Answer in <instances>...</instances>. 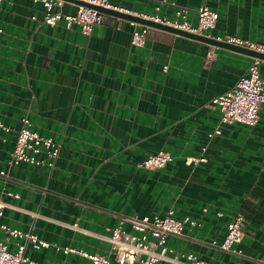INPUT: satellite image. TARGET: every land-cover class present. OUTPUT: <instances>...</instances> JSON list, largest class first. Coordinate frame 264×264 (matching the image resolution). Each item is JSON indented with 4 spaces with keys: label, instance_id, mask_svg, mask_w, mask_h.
I'll return each instance as SVG.
<instances>
[{
    "label": "crops",
    "instance_id": "crops-1",
    "mask_svg": "<svg viewBox=\"0 0 264 264\" xmlns=\"http://www.w3.org/2000/svg\"><path fill=\"white\" fill-rule=\"evenodd\" d=\"M109 1L168 19L185 9L192 26L207 5L219 20L205 35L264 45V0ZM58 10L75 12L76 4ZM44 17L33 0H4L0 10V172L10 177L0 178V198L9 204L1 221L50 244L29 243L22 264H92L66 248L109 255L114 228L124 222L134 233L131 220L169 212L195 222L169 237L175 253L264 264V106L255 126L222 123L211 106L247 73L253 56L152 26L136 46L132 35L143 24L110 14L87 36L78 25L49 26ZM261 72L264 78V64ZM26 117L61 144L52 169L9 165ZM216 128L221 133L210 137ZM159 151L174 160L139 167ZM187 157L206 161L187 164ZM237 212L247 218L239 253L222 252L217 244Z\"/></svg>",
    "mask_w": 264,
    "mask_h": 264
},
{
    "label": "built area",
    "instance_id": "built-area-1",
    "mask_svg": "<svg viewBox=\"0 0 264 264\" xmlns=\"http://www.w3.org/2000/svg\"><path fill=\"white\" fill-rule=\"evenodd\" d=\"M4 0H0V10ZM43 5L45 9L44 21L49 26H56L64 22L67 28L78 25L84 35H90L94 27L103 22L104 13L97 9L76 5L75 12L58 10L62 7L65 0H33ZM96 6L118 10L127 14L148 19L154 23L166 25L175 29L205 34L206 31L214 28L219 20V13L207 5H203L198 10V24L192 26L186 18V10L178 9L175 18L168 19L159 15L150 16L147 14L134 13L133 11L120 8L110 3L109 0H82ZM136 24V23H134ZM148 25L143 24L142 30H135L132 35V44L143 46L146 42ZM2 32L0 26V33ZM231 44L245 46L252 50L264 53V45H254L237 37L228 39L218 38ZM264 59L253 57L247 73L242 76L236 85L229 91L214 98L211 106L218 109L221 113V122L225 124H244L255 126L259 122L260 111L264 106V78L261 66ZM3 129L6 126L1 124ZM221 129L216 128L209 134L210 137L220 134ZM61 144L49 136H44L32 127L29 118H23L21 128L18 131L14 150L9 161L10 166L20 164L46 165L52 169L59 157ZM174 160L169 152L159 151L148 156L140 164V168L159 169L165 168ZM206 158L187 157L186 163L204 162ZM0 178L9 182L10 177L7 171L0 172ZM8 197L18 199L20 194L4 189ZM9 204L5 199L0 198V232L7 235V242L0 239V264H22L29 261L25 257V251L29 243L34 248H47L49 242L40 240L36 235L23 232L12 228L1 221L5 215V210ZM134 233L124 230V222L114 228L108 237L111 243L109 255L88 253L83 250L68 247L66 253H75L91 260L92 264H112L113 256L119 264H223L208 263L193 253H175V250L168 245L171 236H182L188 224L194 225L195 222L189 217L178 218L174 212H169L165 217L155 216L153 218L144 216L130 221ZM247 218L242 212H237L233 219L228 223V231L225 239L217 244L222 252L239 253L237 245L243 240L244 227ZM18 248L13 251L10 248L11 242Z\"/></svg>",
    "mask_w": 264,
    "mask_h": 264
},
{
    "label": "water",
    "instance_id": "water-1",
    "mask_svg": "<svg viewBox=\"0 0 264 264\" xmlns=\"http://www.w3.org/2000/svg\"><path fill=\"white\" fill-rule=\"evenodd\" d=\"M66 2H71L74 3L76 5H82V6H86V7H90V8H94L99 10L100 12L104 13V14H110V15H115L121 18H125V19H129L132 20L134 22L140 23V24H145L148 26H152V27H156L159 28L161 30H165V31H169V32H173L176 34H180L192 39H196L199 41H203L212 45H216V46H222V47H226V48H230L248 55H251L253 57H257V58H261L264 59V53L256 51V50H252L250 48H247L245 46H239L236 44H231L228 43L224 40H219V39H215V38H211L205 34H196V33H191V32H187V31H183V30H179V29H175L166 25H162V24H158V23H154L148 19H144L141 18L139 16H135V15H131V14H127L118 10H114V9H109V8H104L101 6H96L93 5L91 3L82 1V0H65Z\"/></svg>",
    "mask_w": 264,
    "mask_h": 264
}]
</instances>
